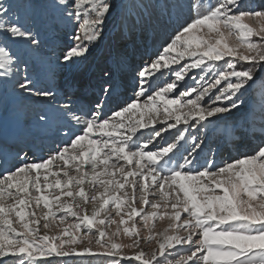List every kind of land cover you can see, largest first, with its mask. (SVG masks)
Returning <instances> with one entry per match:
<instances>
[{
  "label": "snow or ice",
  "instance_id": "obj_1",
  "mask_svg": "<svg viewBox=\"0 0 264 264\" xmlns=\"http://www.w3.org/2000/svg\"><path fill=\"white\" fill-rule=\"evenodd\" d=\"M61 7L73 29L56 62L78 64L103 38L115 4L61 0ZM201 7L191 4L196 15L138 68L135 98L110 115L101 103L88 110L61 105L76 129L70 142L40 162L18 154L19 166L0 176V264L9 258L12 264H52L48 257L85 254L112 257L110 264H264V145L215 170L213 161L195 169L189 158L202 143L190 130L199 133L210 118L238 109L255 71L264 70V0L255 7L244 0ZM13 45L34 49L40 40L0 0V80L13 78L23 93L53 101L52 91L35 87ZM185 58L190 62L182 63ZM125 63L114 48L99 68L105 98L121 86ZM196 69L205 75L189 84ZM164 70L172 79L153 90ZM66 87L71 95L79 86ZM38 119L46 122L47 115ZM144 129L149 134L141 139ZM189 136L192 152L183 163L174 161ZM68 216L73 223L66 224ZM157 220L164 224L160 230ZM70 229L95 237L103 251L92 249L91 238L77 247L83 241ZM144 230L149 234L142 237ZM153 241L146 252L141 245Z\"/></svg>",
  "mask_w": 264,
  "mask_h": 264
},
{
  "label": "rangeland",
  "instance_id": "obj_2",
  "mask_svg": "<svg viewBox=\"0 0 264 264\" xmlns=\"http://www.w3.org/2000/svg\"><path fill=\"white\" fill-rule=\"evenodd\" d=\"M3 2L11 5L14 16H18L22 23L38 34L40 40L38 48H22L15 45L12 48L16 55L27 63L28 75L34 80L35 87L52 91L55 99L48 101L23 93L17 89L13 78L0 80V176L6 170L19 166L18 154L26 153V162H40L58 146L70 142L72 132L76 129L69 123L61 110V105L71 103L75 110H88L101 103L104 113L110 115L112 111L135 98L138 68L145 61L154 58L158 50L181 26L190 22L196 15L191 4L200 3L202 5L200 11H203L204 6L214 3L215 0H112L115 8L106 23L103 38L91 48L86 59L74 65H57L56 62L57 56L69 45L73 29V25L65 19L61 0H3ZM244 2L255 7L262 0ZM114 48H119L124 53L126 63L121 71V86L114 94L105 98L99 91V68L103 66L108 53ZM184 62L190 60L185 58L182 63ZM215 63L222 65L224 61ZM23 67L21 64L22 69ZM201 75L205 73H201L199 69L191 70L188 83H192V77L199 79ZM212 75L213 73H207L208 77ZM171 79L170 73L164 70V75L153 81V90L157 86H163L162 81L170 82ZM68 83L79 86L74 94L70 95L66 87ZM176 94L179 95V92ZM242 100L243 104L238 109L219 114L220 118H210L212 123L207 124L199 133L190 130L192 136L198 137L197 143L202 142L201 147L189 157L194 161L193 168L209 167L208 161H213L215 170L243 156L254 154L258 146L264 145V70L255 71L254 80L250 82ZM39 113L47 115L46 122L39 121ZM137 118L138 114L133 117ZM156 126L160 127V124L157 123ZM178 127L182 128L183 125ZM142 131L144 136L141 139H146L149 129ZM170 131L174 133L175 129ZM192 136H189L186 142L181 141L174 161L183 163L184 158L192 152ZM166 139L171 143L170 137ZM18 140L27 142L22 148L26 145L30 148L17 151L15 144ZM73 222L74 218L68 216L66 224ZM154 223L157 230L164 226L158 220ZM114 228L115 225L109 230ZM70 232L77 235L78 240L83 241V244H78L77 247L86 246L91 238L92 249L98 253L103 251L95 244V237L75 233L72 229ZM140 234L143 237L149 233L144 230ZM123 242L129 243L130 240L124 238ZM154 243L153 241L152 245L141 246L147 252ZM47 259H50L52 264H110L113 258L100 254H85L52 256ZM9 264H12V258H9Z\"/></svg>",
  "mask_w": 264,
  "mask_h": 264
}]
</instances>
